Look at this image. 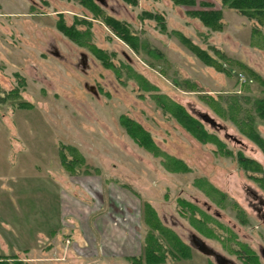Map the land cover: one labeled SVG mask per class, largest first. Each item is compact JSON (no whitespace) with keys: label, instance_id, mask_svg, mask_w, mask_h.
Listing matches in <instances>:
<instances>
[{"label":"rangeland","instance_id":"1","mask_svg":"<svg viewBox=\"0 0 264 264\" xmlns=\"http://www.w3.org/2000/svg\"><path fill=\"white\" fill-rule=\"evenodd\" d=\"M92 1L0 0V200L8 196L17 220L28 215V224H36L39 192H57L41 164L52 167L59 158L71 182L62 192H75L67 203L79 219V237L62 231L49 256H0L24 264H217L195 247L196 234L235 264H264L257 213L264 150L254 138L264 140V109L257 104L264 101V50L252 41V29L264 35V24L221 0H205L221 9V30L172 0ZM14 88L18 94L9 93ZM176 103L200 120L207 140L177 119L170 109ZM127 122L188 169L170 171ZM241 155L259 168L243 165ZM6 192H21L20 199ZM148 208L160 227L151 225ZM111 228L127 232L105 244ZM173 240L179 244L172 247ZM150 247L153 263L146 258Z\"/></svg>","mask_w":264,"mask_h":264},{"label":"crops","instance_id":"2","mask_svg":"<svg viewBox=\"0 0 264 264\" xmlns=\"http://www.w3.org/2000/svg\"><path fill=\"white\" fill-rule=\"evenodd\" d=\"M52 164H54L55 166L44 167V165L41 164L43 166L41 170L42 172L45 171V173L43 172V175L48 176L53 182V184L55 183L57 192H39L41 193V198L40 200H38L40 214L36 224L34 222V224H28V215L26 216V218H23L21 216L17 220V216L14 215L16 211L14 210L15 212H13V201L10 200L8 196L6 197L8 201L1 202L0 200V221L2 222L0 228H3V232L0 233V252L3 251L15 253L16 255L22 256L21 258H24L25 256H29L32 258L34 255L37 254H40L41 256H49L52 251L55 250V246L57 244L56 242H58L60 233H62V231H71L79 237L77 233V222L79 219H77L73 215L74 210H71V208L69 209V202L67 203V200L70 201V198L75 200V192H62L66 190L64 189L65 186H67L68 190H70L71 182L67 181L68 179L66 180L65 174H63L64 172L59 168V158L57 163ZM40 175H42V173H40ZM6 187H8L10 190H13L7 185ZM7 194L10 195L11 198L13 197L16 199L17 197L18 200L19 194L21 195V192H6V195ZM45 194L48 196L51 195V201L44 199L43 196H45ZM85 197L88 198V196L84 195L83 202L86 206L87 199H85ZM99 199L101 201V204L100 206H98V212L103 210L105 206L104 196H100ZM66 206L68 208H66ZM19 211L22 212L20 209ZM90 213L91 211H89L88 216H86L88 228L90 227V223L92 222V218L94 217H92ZM35 218H37V215H35L32 220H34ZM23 221L27 222V224L25 225ZM118 223L119 222H116L115 220V225H117ZM120 223H122V221H120ZM121 227H125V223L121 224ZM113 229L107 232V237L103 236V234L101 233L102 237H105L107 239L105 244L115 243L116 239H111V237L109 236L115 237L118 235V233H121L122 236V233L127 232L126 230L125 232L121 230L117 232V229ZM39 238L43 240V242L40 244V247L39 245H37V239ZM102 241L104 242L103 239ZM103 242L101 244L104 245ZM32 246L36 247L30 248ZM36 263L40 264L39 262Z\"/></svg>","mask_w":264,"mask_h":264},{"label":"trees","instance_id":"3","mask_svg":"<svg viewBox=\"0 0 264 264\" xmlns=\"http://www.w3.org/2000/svg\"><path fill=\"white\" fill-rule=\"evenodd\" d=\"M85 3H90L93 5L92 0H81ZM132 1V0H129ZM175 4L179 5H188L193 7L191 10H188V12L191 15H194L195 17H198L206 26L211 28L212 30H221L223 28V22H222V11L221 9H218L215 7V5L212 2L205 1V0H172ZM222 4L228 5L236 10H238L240 13L246 15L250 19L255 20L259 25L264 24V0H221ZM133 3H135V0H133ZM109 23L112 24L115 29H117L121 33H125L128 29H125V26L116 21L112 18H107ZM112 22V23H111ZM58 27L66 32L67 35H69L71 38L75 39V33L67 27L65 24H58ZM124 30V32H122ZM126 33L129 32L127 31ZM252 41L253 45L258 46L259 48H262L264 50V35L262 34L260 28L255 26L252 29ZM196 51L204 57L205 61L209 64L214 63L215 61L209 56L203 53V51L195 48ZM220 66V65H219ZM18 75V74H17ZM20 78V76L18 75ZM18 94V89L14 88L9 92ZM18 98V97H17ZM257 104H259V107L261 109H264V101L258 100ZM20 105H23L21 103ZM171 111L175 114L177 119L183 123V125L188 128L191 132H193L198 138L202 140H207L211 135L207 132H204L201 130L202 124L199 119L195 118L193 115H191L187 110L180 104H172L170 106ZM262 114L264 115V110L262 111ZM128 131L135 136L137 140L142 139V143L145 142V147L152 151L154 155H162L161 161L162 163L170 170V171H184L188 169V166L185 162H183L181 159H178L174 156H171L165 152H162L156 145L153 144V141L151 140V137L141 128V126L135 122H132L131 124L127 122V124H124ZM141 133H140V132ZM254 138L261 144L263 150H264V140L259 137L258 135L254 134ZM240 162L245 166L248 164L247 162L254 163L258 168L259 165L257 162H254V160L249 161L248 158H245L244 156H240ZM254 166V168H257ZM148 211L150 212V220L152 216V226L156 225V227H160V224L158 220H156L155 213L153 209L148 208ZM158 224H157V223ZM156 223V224H155ZM153 233L150 232V236H152ZM156 241V240H155ZM157 242V241H156ZM158 243V242H157ZM179 244L178 240H173L171 246L173 247V244ZM160 244V243H159ZM158 244V246H159ZM161 245V244H160ZM160 247V246H159ZM146 258L149 263L154 262V257H157L154 250L150 247V249H146ZM164 251V250H163ZM168 251H172V249H168ZM254 255V254H252ZM0 264H24L21 260H11L10 257L7 256H0Z\"/></svg>","mask_w":264,"mask_h":264},{"label":"water","instance_id":"4","mask_svg":"<svg viewBox=\"0 0 264 264\" xmlns=\"http://www.w3.org/2000/svg\"><path fill=\"white\" fill-rule=\"evenodd\" d=\"M102 2V4H106L105 0H99ZM199 118L204 121L205 123L210 124L213 128H223V125L215 118H213L209 113L206 112H199ZM231 137V135H229ZM193 244L195 247L202 252L205 255L213 256L217 264H235V262L231 261L227 257H225L223 254L216 251L214 248L209 246L205 240H203L201 237H199L196 234H193Z\"/></svg>","mask_w":264,"mask_h":264},{"label":"flooded vegetation","instance_id":"5","mask_svg":"<svg viewBox=\"0 0 264 264\" xmlns=\"http://www.w3.org/2000/svg\"><path fill=\"white\" fill-rule=\"evenodd\" d=\"M260 205H261L260 207H257V213H258V217L264 222V201L261 199H260ZM191 240L193 242V234L191 236ZM260 253L264 257V248L260 249Z\"/></svg>","mask_w":264,"mask_h":264}]
</instances>
